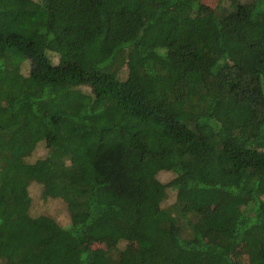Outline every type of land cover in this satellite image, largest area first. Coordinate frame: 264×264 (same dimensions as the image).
<instances>
[{"label": "trees", "instance_id": "1", "mask_svg": "<svg viewBox=\"0 0 264 264\" xmlns=\"http://www.w3.org/2000/svg\"><path fill=\"white\" fill-rule=\"evenodd\" d=\"M206 1L0 0V264H264V0Z\"/></svg>", "mask_w": 264, "mask_h": 264}, {"label": "rangeland", "instance_id": "2", "mask_svg": "<svg viewBox=\"0 0 264 264\" xmlns=\"http://www.w3.org/2000/svg\"><path fill=\"white\" fill-rule=\"evenodd\" d=\"M206 2L213 3L214 1L207 0ZM49 56L54 63L56 64L59 63V57L56 53H54L53 51H49ZM24 62L28 63L29 61L28 59H25ZM26 69H27V65L24 64L23 70L26 71ZM46 151H47V147L45 145V141L39 140L36 143L33 151L29 155H27L25 159H27L28 161H33L37 157L44 155ZM159 178L163 181H166L167 179L170 178V173L163 171L159 174ZM29 192L32 198V201H31V212L32 213L36 214L40 212H46V213L53 215L62 224H66L68 222L69 220L68 211L66 209L65 204H63V202L60 199L43 198L42 197V187L40 184L35 183V182H32L30 184ZM166 198H167L165 200L166 203H170L172 202V200H174L175 194L172 189H169ZM224 200L225 199H221L218 202H222ZM218 202L217 200L214 201L213 204L209 205V207H216V204ZM111 244H112V239L109 236H102L100 238H95L92 241V246L94 247H98V246L107 247V246H110ZM120 245H124V242H120ZM236 250H237V254L240 256L241 252L244 251V245L238 246Z\"/></svg>", "mask_w": 264, "mask_h": 264}]
</instances>
